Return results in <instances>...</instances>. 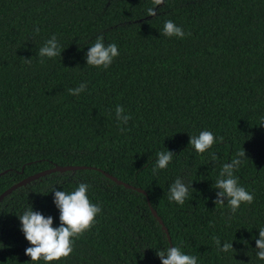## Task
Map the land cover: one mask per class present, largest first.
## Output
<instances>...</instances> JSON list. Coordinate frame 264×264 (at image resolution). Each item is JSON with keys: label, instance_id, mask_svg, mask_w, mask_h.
Here are the masks:
<instances>
[{"label": "trees", "instance_id": "obj_1", "mask_svg": "<svg viewBox=\"0 0 264 264\" xmlns=\"http://www.w3.org/2000/svg\"><path fill=\"white\" fill-rule=\"evenodd\" d=\"M152 6L0 0V195L55 166L84 167L4 198L0 264H31L18 215L32 206L58 227L53 191L80 183L90 185L87 195L102 212L69 258L48 264H162L157 251L172 246L198 264H264L255 242L264 227V0H164L147 16ZM168 20L185 38L161 35ZM53 35L61 56L41 63L38 50ZM100 35L120 53L106 70L86 63ZM81 83L86 91L68 93ZM117 105L131 116L127 124L116 119ZM204 130L216 143L201 156L189 142ZM243 148L247 156L234 175L254 202L233 214L227 201L216 206L213 184ZM167 150L176 155L154 174L156 153ZM178 177L189 186L182 206L167 198ZM214 236L234 250L220 251Z\"/></svg>", "mask_w": 264, "mask_h": 264}, {"label": "clouds", "instance_id": "obj_2", "mask_svg": "<svg viewBox=\"0 0 264 264\" xmlns=\"http://www.w3.org/2000/svg\"><path fill=\"white\" fill-rule=\"evenodd\" d=\"M152 7L147 9V16L154 17L157 15V6L164 4V0H151ZM36 33L40 32L39 27L35 29ZM162 36L185 38V32L182 27L177 26L172 20L164 23ZM190 35V33L188 34ZM118 46L115 43L105 45L103 35H100L95 42L89 47L86 53L87 66L108 69L114 59L119 56ZM41 57V63L45 57L51 59L61 56V48L58 39L53 35L46 40L44 45L38 50ZM30 63L31 59L25 58ZM67 68V67H66ZM87 85L81 83L78 87L68 89V93L73 96H79L86 91ZM116 119L122 124H127L131 119L129 114H125V110L121 105H117L115 109ZM121 131H125L121 128ZM223 142L224 137L219 138ZM190 146H192L198 155H203L206 151L216 143V137L211 131H201L199 135L190 136ZM175 153L170 150L156 153L157 160L153 173L158 174L159 170L167 169L172 162ZM246 151H238L233 156L230 163L222 165L219 178L214 182L213 188L217 189V199L214 201L217 207H223L225 201L230 211L235 214L242 204H252L254 202V194L247 191L239 183V178L234 175L243 163L246 157ZM212 160L216 161L219 157L211 154ZM90 185L80 183L75 190L71 192L54 190V204L59 210L58 227H54V218L52 216H44L39 211H34L30 206L22 215H18L22 225V232L26 240L31 245L26 248L25 254L31 258V264H38L43 261L59 262L61 258H69L75 250L77 239L85 235L97 223L96 217L101 214L102 207L97 203H93L88 197ZM189 195V186L186 185L181 178H177L169 187L167 198L170 202L183 205ZM217 248L222 252L233 251V242H225L221 247L218 237H213ZM256 242V256L259 260L264 261V227L259 228V238ZM246 243V242H245ZM157 255L161 259L162 264H198L195 255L185 254L180 247L172 246L167 250L157 251Z\"/></svg>", "mask_w": 264, "mask_h": 264}, {"label": "water", "instance_id": "obj_3", "mask_svg": "<svg viewBox=\"0 0 264 264\" xmlns=\"http://www.w3.org/2000/svg\"><path fill=\"white\" fill-rule=\"evenodd\" d=\"M84 169V167H75V166H65V167H60V166H55L51 169L45 170L43 172H39L37 174H34L32 176H29L28 178H25L24 180L18 182L17 184L11 186L9 189H7L6 191H4L1 195H0V203L4 200V198H6L7 196H9L12 192H14L17 188H20L22 186H25L35 180H38L41 177H45L47 175L53 174V173H65V172H74L77 170H81ZM109 179H111L113 182H115L117 185H121L122 183L120 181H118L117 179L110 177L108 175H106ZM127 188H129V186H125ZM149 204V203H148ZM152 216L155 218V220L158 222V224L161 226L162 231L166 234L168 242H170V238L168 236V232L167 229L163 226L162 220L160 219V217H158L156 211H154L152 208L150 209Z\"/></svg>", "mask_w": 264, "mask_h": 264}]
</instances>
